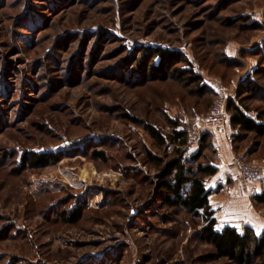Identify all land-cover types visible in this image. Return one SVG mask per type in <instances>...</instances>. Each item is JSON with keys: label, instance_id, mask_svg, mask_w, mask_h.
Returning a JSON list of instances; mask_svg holds the SVG:
<instances>
[{"label": "rangeland", "instance_id": "1", "mask_svg": "<svg viewBox=\"0 0 264 264\" xmlns=\"http://www.w3.org/2000/svg\"><path fill=\"white\" fill-rule=\"evenodd\" d=\"M263 46L264 0H0V264H238L216 259L183 211L159 208L157 173L142 163L141 147L165 161L172 148H153L124 115L165 135L162 115L179 120L188 159L218 100L208 84L229 99L259 68L252 80L262 92L242 99L264 124ZM140 47L181 52L215 94L213 105L176 79H117L113 69L128 75L134 68L122 63ZM242 136L233 154L264 166V135ZM95 149L105 160L92 157ZM25 153L59 159L21 170ZM203 154L215 159L211 149ZM79 204L81 219L65 224L61 214ZM253 209L264 220V206Z\"/></svg>", "mask_w": 264, "mask_h": 264}, {"label": "trees", "instance_id": "2", "mask_svg": "<svg viewBox=\"0 0 264 264\" xmlns=\"http://www.w3.org/2000/svg\"><path fill=\"white\" fill-rule=\"evenodd\" d=\"M250 27L259 29L256 24ZM137 49L140 50L138 58L132 60L130 55L122 63L125 66L130 64L129 66L134 68L128 75H123L119 66L113 69L112 73L117 79L130 85L139 83L140 86L156 80L176 79L182 87L189 88V95L196 97L197 101L203 103L206 108L213 105L215 94L204 84L202 77L194 72L190 61L181 52L162 47ZM146 58H149V63ZM224 65L236 67L235 61L227 57L224 59ZM259 72L262 71L257 68L238 82L236 94L228 99L225 106L228 113L227 126L234 131L231 134L234 152L238 151L239 144L243 142V133H249L255 137L264 135V124L260 122L261 116L257 114L256 119L248 116L250 110L244 105L242 99L243 94L262 92L256 80H252L253 76ZM162 117L166 127L170 129L168 135L163 134L153 124H145L141 120L124 115V118L132 125L144 129L152 141L153 148L162 149L164 153L167 148H172L170 158L165 161L152 149L141 147L142 163L151 166L157 173L156 182L152 185L157 195L156 201L160 205L159 208L169 211L168 214L183 211L194 223V237L200 242L209 244L216 259H226L238 264H264V231L257 234L250 227H244L241 231L229 226L220 228L214 218V212L209 204L211 191L206 190L205 180L217 173L218 165L203 154L204 150L211 149L212 154L215 155L212 133H202L198 139L197 151L190 158L185 159L184 151L188 143L187 130L182 127L179 120H172L163 115ZM91 155L95 159L105 160L103 151L95 149ZM58 159L56 154L25 153L20 158V168L25 170L46 167L57 163ZM250 202L255 208L264 206V191L251 196ZM84 209L85 204H79L71 210L70 214L68 213V216L62 213L61 218L65 224H76L81 219ZM169 220V216L162 217L163 222Z\"/></svg>", "mask_w": 264, "mask_h": 264}, {"label": "crops", "instance_id": "3", "mask_svg": "<svg viewBox=\"0 0 264 264\" xmlns=\"http://www.w3.org/2000/svg\"><path fill=\"white\" fill-rule=\"evenodd\" d=\"M251 72L252 69L248 73ZM212 144L215 150L214 161L218 165V171L205 180V188L211 191L209 204L218 226L220 228L229 226L238 231L244 227H250L257 234L262 233L264 220L253 209L250 198L264 191L262 188L263 179L253 182L247 192H241V188L236 182L235 172L230 169L233 157L231 145L222 136L215 133H212Z\"/></svg>", "mask_w": 264, "mask_h": 264}, {"label": "built area", "instance_id": "4", "mask_svg": "<svg viewBox=\"0 0 264 264\" xmlns=\"http://www.w3.org/2000/svg\"><path fill=\"white\" fill-rule=\"evenodd\" d=\"M208 85L214 91L218 100L204 117L202 130L206 133L218 134L228 144H231V133H229L227 126L228 115L225 110L226 101L228 100L226 93L220 86L213 83ZM193 142H196V140ZM230 169L235 172L236 182L244 192L248 191V188L253 182L264 179V166L249 164L244 154H233Z\"/></svg>", "mask_w": 264, "mask_h": 264}]
</instances>
